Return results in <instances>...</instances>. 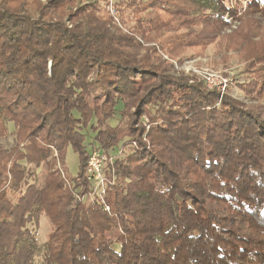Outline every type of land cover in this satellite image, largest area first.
Wrapping results in <instances>:
<instances>
[{
  "label": "trees",
  "instance_id": "trees-1",
  "mask_svg": "<svg viewBox=\"0 0 264 264\" xmlns=\"http://www.w3.org/2000/svg\"><path fill=\"white\" fill-rule=\"evenodd\" d=\"M209 48L240 57L248 103L162 56ZM7 124L0 264H34L42 217V264H264V0H0Z\"/></svg>",
  "mask_w": 264,
  "mask_h": 264
},
{
  "label": "rangeland",
  "instance_id": "rangeland-1",
  "mask_svg": "<svg viewBox=\"0 0 264 264\" xmlns=\"http://www.w3.org/2000/svg\"><path fill=\"white\" fill-rule=\"evenodd\" d=\"M236 24L234 23L230 29H226L224 34H229L236 28ZM213 49L209 48L207 50L206 56L202 58L188 59L185 57L183 60H179V56L177 55H162L163 60L170 67V70L173 74L178 75L180 72L184 74H192V71L196 69L205 68V70H211L213 72H217L223 78L227 79L230 83L225 88V91L228 89L231 96L233 98H237L241 101H245L242 93L236 88L235 83H243L245 81V75L242 73L243 64L240 61V57L237 55H230L229 59L222 64L221 60L218 58L212 60ZM213 65H217L213 67ZM207 89V88H206ZM214 91V90H211ZM224 91V93H225ZM218 92V91H216ZM219 93V92H218ZM223 93V94H224ZM220 95V93H219ZM248 103V102H246ZM118 120V115H116L115 119L110 121L111 125H114ZM145 119H143L144 122ZM7 132L8 134L4 138H0V145L5 149H10L14 144V129L11 124H7ZM86 134V142L88 143L93 134L89 132H85ZM50 163H44L38 170H36L35 182L34 185L39 189L42 187L45 176L49 171ZM50 229L49 222L45 217L40 219V226L35 231L36 239L38 242V250L36 251L34 264H42V254L43 248L42 244L45 241L46 234ZM110 238H115V234L109 235Z\"/></svg>",
  "mask_w": 264,
  "mask_h": 264
},
{
  "label": "built area",
  "instance_id": "built-area-1",
  "mask_svg": "<svg viewBox=\"0 0 264 264\" xmlns=\"http://www.w3.org/2000/svg\"><path fill=\"white\" fill-rule=\"evenodd\" d=\"M192 74L199 77L208 90L218 91L220 93V98L222 97L225 88L230 83L220 74H217V72L205 70V68L196 69L192 71ZM146 123L147 120H144V124ZM109 163H111V159L108 158L104 152L95 150L90 154L85 168L87 180L91 182L95 190L98 189L101 191V193H103V188L105 185L102 169L106 164ZM106 210H108V208H106Z\"/></svg>",
  "mask_w": 264,
  "mask_h": 264
}]
</instances>
